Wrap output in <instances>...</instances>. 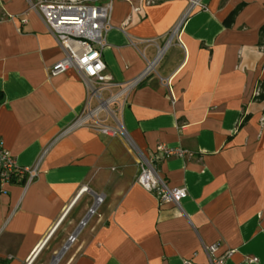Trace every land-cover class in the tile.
I'll return each instance as SVG.
<instances>
[{"label":"crops","instance_id":"crops-1","mask_svg":"<svg viewBox=\"0 0 264 264\" xmlns=\"http://www.w3.org/2000/svg\"><path fill=\"white\" fill-rule=\"evenodd\" d=\"M263 26L264 0H114L111 82L89 99L79 71L50 74L65 52L30 0H0V140L20 167L41 156L30 183L0 187V264H50L65 244L59 264H206L215 243L224 264H264ZM110 96L124 136L89 115ZM157 143L191 153L153 163L186 189L177 205L137 183Z\"/></svg>","mask_w":264,"mask_h":264},{"label":"built area","instance_id":"built-area-1","mask_svg":"<svg viewBox=\"0 0 264 264\" xmlns=\"http://www.w3.org/2000/svg\"><path fill=\"white\" fill-rule=\"evenodd\" d=\"M113 2L114 0H38L32 5L65 52L63 57L52 65L50 74L57 76L70 69L79 71L85 78L89 99L99 97L101 92L109 88L111 82L110 77L105 73L106 67L102 51L106 46L105 35L110 29ZM153 2L154 0H148V3ZM142 78L143 75H140L126 84L121 93L130 91ZM261 94H264V89L257 87L254 96L257 97ZM115 98L116 96H112L102 101L94 112L100 110L103 105L114 101ZM92 123L104 135L116 136L120 134L124 136L122 129L118 126H109L104 124V121L97 120ZM190 156L191 153L186 149L157 143L151 160L146 159L140 163L137 183L144 190L152 193L160 204H179L180 200L187 196L186 189L167 187L165 181L157 175L154 164L163 158ZM40 159L41 156L33 167H20L11 152L3 147L0 140V187L17 175L25 176V182L30 183L38 174ZM101 201L102 197L98 196L96 204ZM66 237L69 243L79 242L77 230L67 233ZM218 250L219 246L216 243L206 248L208 253L206 264H224L226 258L233 252L228 250L220 254ZM247 261L254 262L256 258H250ZM183 264L198 263L184 260Z\"/></svg>","mask_w":264,"mask_h":264},{"label":"rangeland","instance_id":"rangeland-1","mask_svg":"<svg viewBox=\"0 0 264 264\" xmlns=\"http://www.w3.org/2000/svg\"><path fill=\"white\" fill-rule=\"evenodd\" d=\"M30 2H31V4L33 5V4H35V3H37L38 2V0H30ZM262 41H263V43H264V36H263V38H262ZM110 97H112V96H110ZM109 97V98H110ZM109 98H107V99H109ZM106 99V100H107ZM113 102H109V103H107V104H105V105H103L102 107H101V109L100 110H98V112H99V118H100V121H104V124H106V122L107 121H111V116L109 117V115L111 114V109L110 108H108V106H109V104H110V106L112 105V109H115L116 108V104H115V102L112 104ZM98 107V106H97ZM96 107V108H97ZM93 111V110H92ZM94 112V111H93ZM89 115L91 116V115H93V113H89ZM106 116V117H105ZM105 118V119H104ZM106 120V121H105ZM106 125H108V124H106ZM109 126H116V125H109ZM93 215V213L90 215V216H92ZM82 227H83V225H82ZM61 260V259H60ZM60 260L58 261V263H56V264H59V262H60Z\"/></svg>","mask_w":264,"mask_h":264},{"label":"water","instance_id":"water-1","mask_svg":"<svg viewBox=\"0 0 264 264\" xmlns=\"http://www.w3.org/2000/svg\"><path fill=\"white\" fill-rule=\"evenodd\" d=\"M95 207H96V202L94 203V205H93V206L91 207V209L89 210L87 216H86V217L83 219V221L81 222V225H83V224L87 221L88 217L94 212ZM66 247H67V244H65V245L63 246V248L61 249V251L59 252V254H57V256L54 257V258L51 260V263H50V264H54V261L56 260V258L58 257V255L61 256V254L65 251Z\"/></svg>","mask_w":264,"mask_h":264},{"label":"trees","instance_id":"trees-1","mask_svg":"<svg viewBox=\"0 0 264 264\" xmlns=\"http://www.w3.org/2000/svg\"><path fill=\"white\" fill-rule=\"evenodd\" d=\"M240 7H241V6L237 7V8L234 10L233 14H235V13L240 9ZM231 20H232V19H230V20L228 21V24H227V25H229V22H230ZM263 36H264V26H263V27L261 28V30H260L259 46H261V47L264 46V43H263V41H262ZM24 177H25V176H24Z\"/></svg>","mask_w":264,"mask_h":264},{"label":"bare ground","instance_id":"bare-ground-1","mask_svg":"<svg viewBox=\"0 0 264 264\" xmlns=\"http://www.w3.org/2000/svg\"><path fill=\"white\" fill-rule=\"evenodd\" d=\"M60 259V256L58 255V257L56 258V260L54 261V264H56L58 262V260Z\"/></svg>","mask_w":264,"mask_h":264}]
</instances>
